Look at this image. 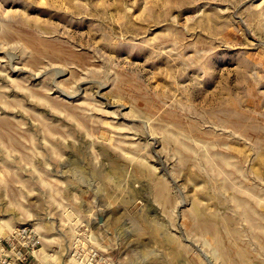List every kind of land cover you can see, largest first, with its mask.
<instances>
[{
	"label": "rangeland",
	"instance_id": "rangeland-1",
	"mask_svg": "<svg viewBox=\"0 0 264 264\" xmlns=\"http://www.w3.org/2000/svg\"><path fill=\"white\" fill-rule=\"evenodd\" d=\"M0 264H264V0H0Z\"/></svg>",
	"mask_w": 264,
	"mask_h": 264
},
{
	"label": "water",
	"instance_id": "water-1",
	"mask_svg": "<svg viewBox=\"0 0 264 264\" xmlns=\"http://www.w3.org/2000/svg\"><path fill=\"white\" fill-rule=\"evenodd\" d=\"M99 221H102V216H99Z\"/></svg>",
	"mask_w": 264,
	"mask_h": 264
}]
</instances>
